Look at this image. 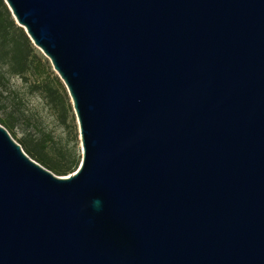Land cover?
Wrapping results in <instances>:
<instances>
[{
    "label": "water",
    "instance_id": "95a60500",
    "mask_svg": "<svg viewBox=\"0 0 264 264\" xmlns=\"http://www.w3.org/2000/svg\"><path fill=\"white\" fill-rule=\"evenodd\" d=\"M4 1L82 163L0 125V264H264V0Z\"/></svg>",
    "mask_w": 264,
    "mask_h": 264
},
{
    "label": "trees",
    "instance_id": "16d2710c",
    "mask_svg": "<svg viewBox=\"0 0 264 264\" xmlns=\"http://www.w3.org/2000/svg\"><path fill=\"white\" fill-rule=\"evenodd\" d=\"M0 63L10 64L11 72L19 78L26 79L28 75L34 77L35 89L42 88L44 93L55 98L61 120L65 122L67 113H72L71 120L76 130L74 141H77L79 126L64 83L54 72L50 61L34 46L26 31L17 25L4 0H0ZM0 87H5L3 76H0ZM0 125L9 134H14L13 126L1 117ZM18 143L31 159L57 176H70L81 166L80 148L69 140L41 132L36 140L26 138Z\"/></svg>",
    "mask_w": 264,
    "mask_h": 264
},
{
    "label": "rangeland",
    "instance_id": "374dc122",
    "mask_svg": "<svg viewBox=\"0 0 264 264\" xmlns=\"http://www.w3.org/2000/svg\"><path fill=\"white\" fill-rule=\"evenodd\" d=\"M37 50L43 55V53L38 48ZM19 80L21 83L30 84L32 90L40 92L47 99L49 107L52 110V115L50 116L49 120V127L56 130L55 137L63 138L65 140H69L70 142L77 144V146L80 148V153L82 154L80 134L78 140L74 141L76 130L74 129L71 120L72 113L70 111L67 113V120L64 122L58 115L59 110L57 108L55 98L50 95L48 96L46 93H44L42 88L36 90L34 85V77L28 75L26 79L19 78ZM4 85L5 87L3 89L0 87V117L4 120H7L13 126V131L15 135L12 133L10 134L11 137L17 143L19 142V140H24L26 138H31L35 140L38 139L41 132H43L40 127V121L36 117L29 115L25 111L23 103L18 97L15 96L14 93L10 94L7 92L5 80ZM17 124H22L25 128L28 129V131L18 135L16 132Z\"/></svg>",
    "mask_w": 264,
    "mask_h": 264
},
{
    "label": "clouds",
    "instance_id": "9594fccd",
    "mask_svg": "<svg viewBox=\"0 0 264 264\" xmlns=\"http://www.w3.org/2000/svg\"><path fill=\"white\" fill-rule=\"evenodd\" d=\"M0 76L6 81L7 92L14 93L23 103L25 111L40 121L41 130L55 137L56 130L49 127L52 110L47 99L40 92L32 90L30 84L21 83L19 77L11 72V65L8 63H0ZM27 131L22 124L16 125L18 135Z\"/></svg>",
    "mask_w": 264,
    "mask_h": 264
}]
</instances>
